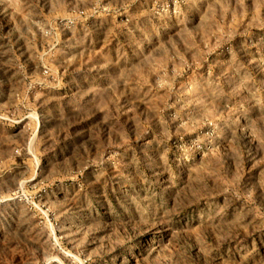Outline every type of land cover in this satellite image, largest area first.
<instances>
[{"label": "rangeland", "instance_id": "rangeland-1", "mask_svg": "<svg viewBox=\"0 0 264 264\" xmlns=\"http://www.w3.org/2000/svg\"><path fill=\"white\" fill-rule=\"evenodd\" d=\"M0 264H264V0H0Z\"/></svg>", "mask_w": 264, "mask_h": 264}]
</instances>
